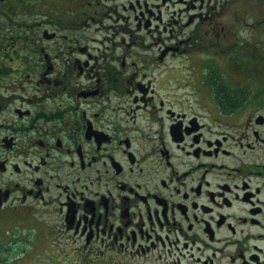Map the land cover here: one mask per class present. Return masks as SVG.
<instances>
[{
  "label": "flooded vegetation",
  "instance_id": "obj_1",
  "mask_svg": "<svg viewBox=\"0 0 264 264\" xmlns=\"http://www.w3.org/2000/svg\"><path fill=\"white\" fill-rule=\"evenodd\" d=\"M0 220L17 264H264V0H0Z\"/></svg>",
  "mask_w": 264,
  "mask_h": 264
},
{
  "label": "rangeland",
  "instance_id": "obj_2",
  "mask_svg": "<svg viewBox=\"0 0 264 264\" xmlns=\"http://www.w3.org/2000/svg\"><path fill=\"white\" fill-rule=\"evenodd\" d=\"M9 221H11L12 219H7ZM0 223H5L3 222L2 220H0ZM1 226V225H0ZM3 251V249H1ZM15 254L14 251H11L9 252V254L7 256H11ZM3 254H1V257H2ZM31 254L30 253H20L19 255L17 256H14V257H11V258H7L6 260V264H17V263H14L16 259H27ZM39 260L38 259H35V258H30L26 263H23V264H39L38 262Z\"/></svg>",
  "mask_w": 264,
  "mask_h": 264
},
{
  "label": "trees",
  "instance_id": "obj_3",
  "mask_svg": "<svg viewBox=\"0 0 264 264\" xmlns=\"http://www.w3.org/2000/svg\"><path fill=\"white\" fill-rule=\"evenodd\" d=\"M0 249H1V247H0ZM9 252L10 251H5V252L0 251V264H4L5 259H3V258L7 257V255L9 254ZM1 254H3L2 257H1Z\"/></svg>",
  "mask_w": 264,
  "mask_h": 264
},
{
  "label": "bare ground",
  "instance_id": "obj_4",
  "mask_svg": "<svg viewBox=\"0 0 264 264\" xmlns=\"http://www.w3.org/2000/svg\"><path fill=\"white\" fill-rule=\"evenodd\" d=\"M29 240V239H28ZM28 244V243H27ZM34 247V246H33ZM25 248H26V246H25ZM12 249V248H11ZM34 249V248H33ZM23 250V249H22ZM40 251V250H39Z\"/></svg>",
  "mask_w": 264,
  "mask_h": 264
}]
</instances>
